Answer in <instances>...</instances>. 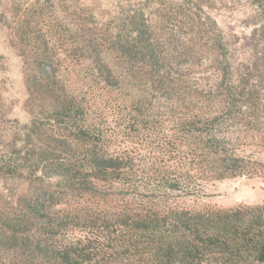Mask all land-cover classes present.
<instances>
[{
	"label": "trees",
	"instance_id": "16d2710c",
	"mask_svg": "<svg viewBox=\"0 0 264 264\" xmlns=\"http://www.w3.org/2000/svg\"><path fill=\"white\" fill-rule=\"evenodd\" d=\"M66 1L71 7L93 9L92 22L109 25L104 40L102 33L96 39L91 30L85 31L106 80L115 68L105 52L109 44L123 64L143 71L161 97L176 94V101L191 103V114L171 126L176 130L174 150L185 163L176 171H157L156 176L137 174L135 165L140 170L141 163L126 149L109 144L85 97L77 100L58 85L51 61L55 48H49L51 39L39 27L44 7L38 0H12L14 9L6 10L13 14L1 11L0 24L21 60L30 118L20 123L10 116L0 76V264H81L79 257L87 256L79 240L46 242V233L58 229L47 213L56 204L53 192L46 198L50 177L69 189L89 190L94 183L108 182L131 198L143 192L154 201L152 215L140 221L145 232L157 237L145 264H264V203L212 212L170 209L166 217L156 211L170 192L195 196L207 181L259 175L264 179L262 165L254 163L261 162L242 153L233 137L245 125L243 119L261 123L257 129H264V96L256 91L264 79V0H241L244 8L225 25L212 9L215 0ZM159 4L175 9L189 28L188 42L209 52V71L189 79L185 60H178L185 52L179 49L168 57L152 10L160 9ZM26 41L30 50L25 49ZM35 100L38 111L33 109ZM160 216L165 218L158 222Z\"/></svg>",
	"mask_w": 264,
	"mask_h": 264
},
{
	"label": "rangeland",
	"instance_id": "374dc122",
	"mask_svg": "<svg viewBox=\"0 0 264 264\" xmlns=\"http://www.w3.org/2000/svg\"><path fill=\"white\" fill-rule=\"evenodd\" d=\"M38 4L44 7L39 27L44 37L51 39L49 48H55L54 56L51 57L52 53L48 55L52 59L53 71L58 75V85H63L76 95L77 100L82 101L85 97L91 117L103 125L109 144L126 149L128 155L135 158L133 161L141 163L140 170L137 164L133 169L137 174L151 177L164 168L178 170L185 162L174 150L176 130L173 131L174 127L171 126L180 117L191 114V108L187 107L191 103L188 100L184 103L176 101V94L161 97V91L151 88L143 71L136 66L123 64L117 54L111 52L109 44H105L104 47H108L105 52H109L110 67L115 68L106 80L102 64L95 62L96 52L88 47L85 31L91 30V35L96 39L102 33L104 40L109 25L103 22L95 24L90 14L93 9L71 7L66 0H38ZM14 5L12 0H0V12L6 10V6L14 9ZM25 7L22 5L21 9ZM158 7L160 9L152 10L158 19L159 39L168 57L179 49L185 52V58L181 56L178 60L180 64L185 60L183 70L189 79L200 76L202 71H209L211 55L208 51L204 53L200 50L194 41L188 42L189 28L181 15L168 6L159 4ZM243 8L241 0H215L212 7L223 25L228 22L232 24L239 15L238 10ZM8 9L5 15H12L13 11L7 14ZM15 40L18 41L16 36ZM182 42L187 43L182 46ZM26 43L25 49L30 50L28 41ZM0 55L5 65V70L0 71V76L5 80L3 96L10 105V116L20 123H26L30 114L26 106L27 92L21 60L9 44L6 27L1 24ZM195 60H198L197 63H193ZM84 83L89 86L84 87ZM256 91L264 96V79L256 86ZM37 104L39 102L35 100V111L40 109L36 108ZM242 121L245 125L234 132L235 142L242 153L259 160L261 163H254L256 167L262 165L264 171V129H257L261 123ZM45 184L46 198L51 192L56 197L55 206L47 213L58 225L56 231L46 233V242L55 245L70 239L74 243L81 241L78 246L87 253L85 258L79 257L81 264L146 263L157 239L155 234L145 232L140 222L142 217L152 215L153 206H156L146 194L138 192L135 198H131L118 186L108 182L94 183L89 190L61 187L54 177L46 178ZM202 185L195 196L170 192L156 211L161 215L166 213V217L170 209L212 212L264 203V179L260 175L207 181ZM165 217H157L158 222Z\"/></svg>",
	"mask_w": 264,
	"mask_h": 264
}]
</instances>
